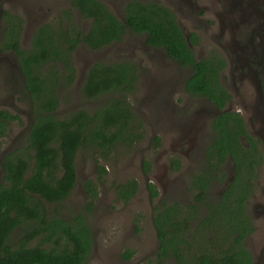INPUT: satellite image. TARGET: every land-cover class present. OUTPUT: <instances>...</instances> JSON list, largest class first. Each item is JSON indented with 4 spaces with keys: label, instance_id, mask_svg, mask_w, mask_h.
<instances>
[{
    "label": "trees",
    "instance_id": "obj_1",
    "mask_svg": "<svg viewBox=\"0 0 264 264\" xmlns=\"http://www.w3.org/2000/svg\"><path fill=\"white\" fill-rule=\"evenodd\" d=\"M69 1L72 8L81 11L83 18L92 21L89 29L85 32L80 25H74L76 17L69 7L58 22H45L35 30L29 48L23 47L18 38L24 20L20 17L19 21L12 20L18 16L5 12L10 18L8 32L12 38L5 40L3 47L18 55L27 89L25 96L33 106L34 118L28 133V156H16L10 152L1 163L5 182L0 183V264H32L36 261L40 264H84L93 241L85 220L79 215L74 224L60 216H52L47 203L61 202L75 188L78 182L77 155L82 149L94 145L95 156L99 159L107 157L117 142L133 139L129 125L133 127L136 123V114L125 97L135 90L139 80L138 68L134 64L129 60L95 62L87 70L82 93L90 99L106 93H121L124 99L114 97L93 113L82 108L69 118H59L55 113L60 102L55 92L56 85L59 81L61 83L58 69L52 70L50 76H44L38 71L42 65L56 67L63 63V72H69L67 83H71L76 72L75 52L80 44L100 50L114 41H123L131 29L139 34L146 33L148 45L163 48L181 65L191 67L192 74L186 81L187 91L209 97L221 108L229 96L219 83V71L225 61L218 53L197 60L190 43L195 45L198 36L193 33L188 40L177 16L164 4L156 0H129L124 6V22L102 0ZM16 119H20L19 114L0 111V137L7 131L8 120ZM214 130L206 149V168L196 173L191 183L194 201L190 209L196 213L192 217L198 219V230L213 231L212 236L206 232L211 243L201 244L205 248L200 250L201 256L206 258L204 262L214 264V252L207 245L214 247L213 250L220 245L223 264H241L240 255L247 254L243 240L254 230L245 216V200L255 190L258 169L264 157L257 141L251 138L249 146L241 141L242 135L249 137V134L239 113L223 112L214 120ZM229 154L236 162L234 177L222 194L220 189L210 198L208 195L215 181L225 183ZM171 164L177 170L182 162L177 157L171 160ZM99 168L106 171L104 165ZM91 182H87L86 188L95 197L96 188ZM121 187V197L129 200L137 192L139 183L132 178ZM150 189L153 195L157 194L151 185ZM93 205L90 202V208ZM200 205L208 209L206 218L199 211ZM167 207L170 208L155 219L162 240V255L167 257L174 251L178 263L184 264L180 246L182 233L168 237L169 226L175 232H182L179 217L173 221L165 216L172 209H179L183 214L184 208L178 202ZM16 236L20 240L14 245ZM37 236H41L43 243L53 242L54 245L28 248V241ZM130 255L128 252L125 256ZM248 261L252 264L250 257Z\"/></svg>",
    "mask_w": 264,
    "mask_h": 264
},
{
    "label": "rangeland",
    "instance_id": "obj_2",
    "mask_svg": "<svg viewBox=\"0 0 264 264\" xmlns=\"http://www.w3.org/2000/svg\"><path fill=\"white\" fill-rule=\"evenodd\" d=\"M6 1L0 0L2 11L6 10ZM23 1L16 0L14 5H19V8L32 7L30 11L34 14L17 10L24 20L18 38L23 47L29 48L34 32L40 26L35 25L34 17H42L46 13L45 19L41 20L56 23L61 17L59 13L56 14V8L67 9L70 2L25 0L23 4ZM103 1L118 16H123V0ZM157 1L170 8L188 32L192 30L197 33L192 22H217L206 8L201 7V13L196 15L189 14L187 10L183 11L181 5L179 9L175 0ZM8 19L7 15L0 12V111L19 114L20 120L8 123L6 134L0 137V183L5 182L1 170L3 155L12 152L16 156H28L27 133L34 118L33 106L25 96L27 89L24 87L25 78L20 70L19 60L13 50L3 47L4 41L12 38L8 32L11 25H5ZM84 25H88V22ZM205 31V28L200 30V39L193 47L195 54L201 57H209L212 51L220 54V47L214 39H208L211 30L208 36L203 34ZM144 43V35L130 32L122 42L113 43L98 51L91 50L87 45H80L75 52L76 72L71 83H67L66 75L69 72H63V63H58L56 67L44 64L38 70L42 75L50 76L52 70L58 69L61 83L59 81L56 85L55 92L60 102L55 113L59 118H69L82 108L93 113L114 97L124 99L121 93H106L91 99L82 93L87 70L93 63L129 60L138 68L139 80L136 88L125 97V101L129 102L130 108L136 114V123L133 127L129 125L133 139L117 142L107 157L99 159L95 156L94 145L82 149L77 155L78 182L75 188L61 202L47 203L52 216H60L69 223L76 224L78 216L83 217L94 238L89 264H179L170 254L165 259L158 260L156 252L159 232L155 219L163 210L170 208L167 206L178 202L184 208V213L179 209H172L165 216L173 221L179 217L182 232L195 229L193 227L198 222L197 218L192 217L189 218L191 225L187 228L184 226L189 224L186 214L196 215L193 210L187 209L188 204L194 201L191 178L205 167L204 151L210 136L198 138L193 150L182 149L189 144L188 138L182 139V147L178 145L179 132L174 135L170 132V122L172 113L188 118L185 115L193 113L199 102L204 105L205 101H194L193 96H187L183 90L184 75L189 73V69L181 67L178 61L166 56L163 49H154ZM173 108H176L174 112ZM193 135L194 131L190 136ZM177 157L182 165L176 170L170 165V161ZM99 165H104L106 171L100 170ZM260 170H263L260 178L264 182V168L261 167ZM132 178L138 181V190L131 199H122L121 186ZM89 180L96 188L98 195L95 197L86 188L85 184ZM148 185L157 191L155 196H151ZM219 190L218 183L213 184L208 196H216ZM90 202L94 204L91 208ZM199 211L202 213L201 209ZM169 232H173V227L169 226ZM17 237L14 238V245L19 241ZM39 240L40 238L36 239L34 243ZM47 245L52 246L54 243ZM128 252H132V255L126 258L124 255Z\"/></svg>",
    "mask_w": 264,
    "mask_h": 264
},
{
    "label": "flooded vegetation",
    "instance_id": "obj_3",
    "mask_svg": "<svg viewBox=\"0 0 264 264\" xmlns=\"http://www.w3.org/2000/svg\"><path fill=\"white\" fill-rule=\"evenodd\" d=\"M15 1L16 0H7L5 5L6 10L2 11L0 7L1 14L4 13L6 15L5 12L8 11L18 16V18L19 17L21 18V16L17 12L18 9L26 10L27 13L34 14L31 13L30 11L32 7L27 6L25 8H19L20 7L19 5L17 6L14 5ZM128 1L129 0L122 1L121 4L122 5L121 9L123 13L122 17L118 16L108 7L109 10L114 15H116L119 19L123 20L124 22H125L124 6ZM142 1L146 2L149 0H142ZM24 2L26 1L24 0L22 3L24 4ZM175 2L177 3L178 8L179 5L183 6L182 10L183 11L187 10L189 14L198 15V13H201V7L206 8V11L210 13L213 16V18L217 20V22L214 23L201 22V21L192 22L196 27L197 30L196 33L192 30L188 32V30L185 29L183 24L177 18L180 27L183 30L188 40L193 33H195L198 36V39H200L199 38L200 30L202 28L207 29V31L203 33L205 36H208L211 30V34L208 36V39L209 40L214 39V41L220 47L219 48L220 50L218 51L220 53L219 57L222 58L223 61H225V64L222 66V68L219 71V83L221 87L225 89L226 94H228L229 96L226 99V101L223 103V107L221 108L219 107V104L217 102L211 100L209 97H206L202 94L196 95L187 91L186 81L191 76L192 69L189 65L183 66L179 63L181 67L189 69V73H186L184 75V82H183V90H185V92L187 93L186 95L187 96L189 95L190 97L193 96V98L195 99L194 101L203 99L205 101V104L201 105V103L199 102V106L196 107L193 113L189 115H185V116H189L188 118L184 116L182 117L176 116L174 113H172V120L170 122V132L172 131L171 133L173 135L179 132V136H178L179 140L177 141V144L180 145L181 147H182V139H185L186 137L188 138L187 141L189 142V144L186 145L187 147L185 146V148L182 147V149H186V150L188 149L193 150V147H195L198 138L205 136L207 137V135H209L210 141L208 142L204 151V155L206 156V148L210 144L212 136L214 135V131H215L214 120L218 116H220L223 112L239 113L243 118L244 123L247 126V131L249 134V137L242 135L240 137L241 141L244 140L243 143L245 146H249L251 144V138L257 141L259 147L261 148L262 155L264 157V0H175ZM69 7L72 8L71 2L69 4ZM69 7H67V9ZM72 9L73 11H71V14L74 15V18L76 17V21L74 25L82 26L83 30L86 32L89 29V26L91 25L92 21L89 18H83L80 10L74 7ZM62 10H63L62 7L56 8V14L59 13V16L60 15L62 16L63 11H65V9L63 11ZM193 11H197V13H194ZM199 16H201V14H199ZM45 17H46V13H43L42 17L41 15L34 17L33 21H35V25H42L43 23H45L44 20H41V19H45ZM18 18H14L12 20H17ZM9 19L7 20L5 25H11ZM86 22H88V25H84ZM22 25H24V22L22 23ZM130 32L136 35L137 34L144 35L145 45L152 47L154 49H159V47L150 46L146 43V39H147L146 33L139 34L131 29L128 31V33ZM118 42H122V41H114L113 43H118ZM80 45H86V44L82 43ZM108 46L109 45L105 46L104 48H108ZM190 46L193 49L194 45L190 43ZM90 49L93 51H98L92 48ZM164 52L166 56L172 58L171 56H169L166 50H164ZM212 55H215L214 51H212L209 57H211ZM15 56L18 58L17 54H15ZM196 57L197 60L206 58V57H201L199 55H196ZM172 59L177 61L174 58ZM91 66H89V68ZM174 109L176 108H173L172 112H174ZM12 121L14 120H8L9 123ZM31 121L33 122V119ZM192 131H194V135L191 137L190 134ZM6 154L3 155V157L6 156ZM3 157H1V163ZM204 164H205L204 168H206V159L204 160ZM226 164L228 169L227 170L228 175L226 177L224 185H222L217 180L215 181V184L218 183V186L221 189L220 194H222V192L226 189V187L228 186V182H230L233 179L235 174L236 162L233 161L232 155L229 154ZM170 165H171V161H170ZM229 165H231L230 168ZM261 167L264 168V160L262 165L258 169L259 175L257 180L255 181L257 183L255 186L256 190H254L251 196L245 200V211H246L245 216L246 218H248L249 222L252 223L254 230L248 233L245 239L243 240V247L246 249L247 254L240 255L239 258L242 261L241 264H249L248 261L249 257L252 264H264V182L261 181L260 178L261 171H263L260 170ZM193 177L194 176H192L191 178V183ZM148 186L150 190V185ZM150 192H151L150 193L151 196H153L151 190ZM190 204L191 203L188 204L187 209H190ZM199 209H201L203 218H206L207 214H209L207 207L204 205L203 206L200 205ZM186 216L189 224H185L184 226L187 228L189 225H191L190 224L191 219L189 218H192V216L189 214H186ZM244 223H245V219H244ZM195 227H197V225L194 226L193 228ZM206 232L210 233V235L213 234V231L210 230L203 231L202 228H200L199 230L196 228L193 230L186 229L184 230V232H178L179 234L182 233L181 237L183 238L181 245L179 244L182 247L181 253L183 255V261H184L182 263L213 264L211 262H206V261L204 262L206 258L203 255L201 256V252H200V250L205 249L204 247L201 246V244L211 243V241H209V239L206 236ZM173 233H175L174 230L171 234L169 232L168 237L173 236L174 235ZM38 238H40L39 242L34 243ZM93 244H94V238L91 244L90 251L88 254H86L87 260H85L84 264H89L90 262V254L93 253V249H94ZM39 245H41V247L43 248H47L48 246L47 243L42 242L41 236H37L31 239L27 243L28 248L36 247ZM207 246L210 250L214 252V264H223V261L220 260L221 258V254L219 250L220 245H217L215 250H213L214 247H212L211 245H207ZM161 247H162V240L161 237L159 236V245L156 252L159 261H161V258L165 259L166 257L162 255L163 251ZM196 252L198 253V256L195 255ZM130 253L132 255V252ZM171 253L170 255H172V257L178 262V257L175 254V252L172 251ZM32 264H40V263L36 261L35 263Z\"/></svg>",
    "mask_w": 264,
    "mask_h": 264
}]
</instances>
